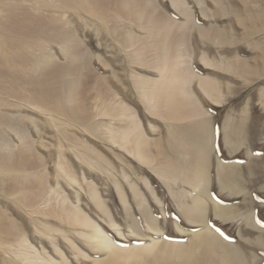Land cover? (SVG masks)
Masks as SVG:
<instances>
[{"label": "rangeland", "instance_id": "374dc122", "mask_svg": "<svg viewBox=\"0 0 264 264\" xmlns=\"http://www.w3.org/2000/svg\"><path fill=\"white\" fill-rule=\"evenodd\" d=\"M6 28L24 33L0 49V264H165L200 227L182 215L191 197L249 246L264 224V0H0ZM176 65L192 76L169 91L209 118L206 155L185 164L206 185L159 171L196 119L170 116ZM224 121L242 128L231 147ZM219 160L244 187L220 188Z\"/></svg>", "mask_w": 264, "mask_h": 264}, {"label": "bare ground", "instance_id": "6f19581e", "mask_svg": "<svg viewBox=\"0 0 264 264\" xmlns=\"http://www.w3.org/2000/svg\"><path fill=\"white\" fill-rule=\"evenodd\" d=\"M178 1L180 0H172L173 5L177 7ZM27 20L30 23H36V21L30 20V18H27ZM21 29L22 30H15V29L10 30L8 28L0 29V49L3 50L4 48H7V46L11 44L9 42L11 40L10 39L7 40V37H9L7 35H10V33H12L14 35H17V37H20L24 33L23 28ZM17 46L19 45L17 44ZM178 66L176 65L177 69H173L170 72V76H172V79L167 84V86L168 85L169 86L168 87L166 86V88H164L166 92H168L166 94L167 95L166 101L169 102V105H174V107L169 106L170 107L169 110L174 112V114L173 115L170 114V116L171 118H174L175 116L176 117L183 116V118H191L192 116L195 115L196 119L186 121L187 123H185L182 126H179V131H180L179 135L181 137L180 138L173 137V143H174L173 149L170 151H166L165 155H163V165L159 169V171L162 173L164 172L165 174H168V176L174 177L175 179L177 178L181 183L188 184L191 187L192 186L195 187V184L197 183L195 182V178L197 179L198 177L199 178L201 177L202 183L204 184L205 182L206 185L207 177L205 172L204 173L200 172V174L199 173L197 174L196 172L192 171L191 174L188 172V169L186 168L185 164L186 162H188L187 159L191 155H193L191 160H193L195 157L199 158V156L200 158H203L206 155V150L207 148H209L208 140L210 138V130H209L210 122L208 116H204V112L202 111V109L201 110L197 109V105L195 104L196 102L186 103L184 100L177 98L174 95L173 91H169V87L171 86L173 88L175 82H179V83L181 82L180 87L181 88L184 87L186 81L188 82L189 77L192 76V71L190 70L186 72L182 71L185 73L179 75L182 72H179ZM38 70H39V64L37 62L36 66L32 68L31 72L36 73L38 72ZM208 82H206L201 78L199 80V84L202 87V89L205 91L206 96L212 98L213 93L215 94V92H217L218 86L217 85L213 86ZM185 89H186V85H185ZM186 93L188 92L186 91ZM150 97L154 99L153 94H150ZM54 100L56 101V103L58 101V103L61 104V100L58 99V96H55ZM222 128H223L224 141L227 144H229L230 147L233 146L232 145L234 142L233 139H236L238 137L239 133H241L242 128L237 125H232L227 121H224ZM185 142H189V146L192 151L191 154L190 152L183 150L186 148ZM135 148H137V151L135 153L137 154L138 158L140 160H145L142 157V154L139 152L140 151L139 149L141 148L136 146ZM178 163H181V166ZM188 164H193V162L192 163L188 162ZM216 169L218 172V178H219L218 183L220 188L229 189L233 191L236 187L239 188L244 187L243 185L240 187L241 185V181L239 179L240 174L238 177L237 172H235L232 169V167L223 164V162L219 160V163H217L216 165ZM227 171H229L230 173L225 174ZM250 172L251 173L249 174H252V171ZM170 184L171 183L167 181V186H170ZM191 200H192L191 204L181 206V209H183L182 215L186 218H190L192 221H195L194 224L200 225V227H198L200 230L198 229L196 233H193L191 236H189V238L186 240V243H184L183 248L179 249L172 246V245H180V244L168 245L170 253L166 257V262L164 260L165 264H255L256 263V257H255L256 255H254L250 250H254V251H257L259 249L264 250V224L261 225L257 223H251V224L248 223L250 224L251 228L255 230L256 235L253 236L251 234L253 237L250 238V240H248L249 246L244 247L242 245L243 246L242 248V246L240 247L237 246L235 242H229L228 239L226 240V238L222 237L223 235L222 236L220 235L221 233L219 234L215 230V227H212L211 225L207 224L205 222V211H204L205 209L203 208V205H201L202 203L196 197L194 198L191 197ZM211 200L214 201L212 202L213 205L212 207L214 209L215 215L223 220H226L229 217L228 211L225 210L221 205H219L218 202L213 200V198ZM194 215H198V217L194 218ZM240 236L242 235L240 234ZM245 250L247 251L249 250L252 254L249 251H248L249 253H246ZM176 260H178V262H176Z\"/></svg>", "mask_w": 264, "mask_h": 264}]
</instances>
